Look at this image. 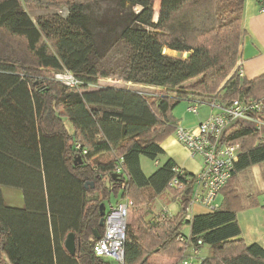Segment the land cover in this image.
<instances>
[{"label": "trees", "instance_id": "1", "mask_svg": "<svg viewBox=\"0 0 264 264\" xmlns=\"http://www.w3.org/2000/svg\"><path fill=\"white\" fill-rule=\"evenodd\" d=\"M231 2L211 15L202 0H160L154 20L155 0H0V264H120L93 249L103 234L99 206L111 192L131 201L130 226L137 204L165 218L156 196L167 192L181 203L173 224L149 238L125 227L122 264H155L157 255H177L180 264L198 240L210 248L199 264H264V248L245 243L234 211L219 207L187 220L194 175L171 158L157 161L164 137H175L178 104L264 102V73L240 74L244 0ZM59 5L66 15L34 21L27 10ZM62 71L78 84L58 82ZM100 78L133 86L95 88ZM255 116L264 123V108ZM228 131L225 140L241 151L219 194L236 174L264 163L258 129L238 123ZM141 157L156 163L149 176ZM2 187L20 190L23 206L6 205ZM184 223L189 237L180 232ZM71 233L74 255L64 247Z\"/></svg>", "mask_w": 264, "mask_h": 264}, {"label": "built area", "instance_id": "2", "mask_svg": "<svg viewBox=\"0 0 264 264\" xmlns=\"http://www.w3.org/2000/svg\"><path fill=\"white\" fill-rule=\"evenodd\" d=\"M242 75V71L240 70ZM55 79L66 87L73 88L78 84L76 78L67 71L55 74ZM212 112L194 128H184L177 125L176 140L188 151L190 157L199 156L202 160L201 169L194 175L193 190L188 202L186 213L189 214L195 206L213 210L214 201L229 182L234 163L241 151L239 143L225 140V133L236 124H247L261 131L264 123L255 115L264 108L263 99L233 100L227 104L218 101L210 103ZM188 111L197 114V105L190 104ZM226 136V135H225ZM79 148V145H76ZM177 181L172 182V186ZM130 200L110 205L108 207L102 236L94 245L96 256L111 259L122 264L125 218ZM180 241L190 245L189 241L179 237ZM201 240L193 243L191 253L184 254L180 264H199Z\"/></svg>", "mask_w": 264, "mask_h": 264}, {"label": "rangeland", "instance_id": "3", "mask_svg": "<svg viewBox=\"0 0 264 264\" xmlns=\"http://www.w3.org/2000/svg\"><path fill=\"white\" fill-rule=\"evenodd\" d=\"M232 0H202V6L206 9V11H209L211 15H215L218 10H220L224 4H231ZM159 3L160 0H155L154 3V12H155V17L154 20L157 18V13L159 11ZM109 5V3H104L102 4V10L106 9V7ZM65 6L59 5L55 10L50 8H33V9H27L30 17L35 21L38 17H46L49 16L53 13H57L59 15H66V10ZM164 54L171 55L172 57H185V54L180 55L179 53H175L169 50L164 49L163 50ZM98 85L95 87H102L105 85H116V86H121V85H126L122 81L117 82L114 79H102L100 78L98 80ZM128 85V84H127ZM128 86H133L129 84ZM139 89L144 90V91H150L151 88L148 87H143L140 86ZM255 97V96H253ZM189 105L187 103L182 102L178 104L175 107L176 114L178 116H181L183 113L186 112V109ZM203 108H208L207 107H202L198 106L197 109L199 114L201 115ZM199 115V116H200ZM197 117V116H196ZM242 126V124H241ZM244 126V125H243ZM238 127V126H236ZM232 131V130H231ZM230 133V131H228ZM261 132V137L264 140V128L260 131ZM142 161V169L144 170V173L146 176L151 175L157 168L155 161H151L145 157H141ZM158 163L162 164L163 158L159 157L158 158ZM194 161H199L197 156L194 157ZM258 165V164H257ZM260 166H264V163H261ZM257 169H260L258 167L252 168V170H247L244 172L242 176H239L238 180H236L238 184V189L236 193H234L233 197H230L231 195L228 193L227 199L225 200L226 205L223 204V195L219 194L218 197L216 198V201L214 202L217 204L218 208L220 207H225L228 208L236 213V216L240 219L243 227L248 230H263L264 231V172L262 174L255 175V179L252 178L250 175L251 173H254L257 171ZM262 169V168H261ZM1 194L3 201L6 205L9 206H17L21 207L23 206V199H22V194L21 191L18 189L14 188H8V187H2L1 188ZM94 195H98V193H95ZM121 198V193L118 192L117 194L110 193L109 199H107L104 204L105 206H109V203L113 204ZM170 199V197L167 198V201ZM110 201V202H109ZM174 202L173 200H169V204H172ZM181 204V203H180ZM223 204V205H222ZM177 209V212L180 211V208L177 203L174 204ZM164 207H167V204H161L160 206L157 207V212L161 213L164 210H162ZM135 208V221L133 224L130 226L128 222V217L126 218V228L131 231L132 229L133 233L141 239L149 238L147 237L148 235H153L152 232L153 230H156L159 228V226L165 227L169 224L172 223L173 218H175V215H169L165 218H160L159 216H148L147 213H142L143 212V207L138 206V204L134 207ZM134 208L132 210H134ZM209 211L208 209L201 208L200 211ZM173 211V210H172ZM190 214L187 216V220L189 219ZM173 224V223H172ZM132 227V228H131ZM144 235L145 233H147ZM184 236L189 237L190 236V226L187 224H183V229L180 231ZM209 250L210 248L203 245L200 248V257L202 259H205L209 257ZM188 253H191V249H188ZM153 260L156 262L155 264H176L177 263V255H175L174 258H170L169 261L161 260L159 256L157 255L156 257L153 258ZM116 263V262H115Z\"/></svg>", "mask_w": 264, "mask_h": 264}, {"label": "crops", "instance_id": "4", "mask_svg": "<svg viewBox=\"0 0 264 264\" xmlns=\"http://www.w3.org/2000/svg\"><path fill=\"white\" fill-rule=\"evenodd\" d=\"M263 2H264L263 0H261L260 2H257L256 0H244L243 3L242 26L245 31V34L242 38V42L239 49V65L241 67L243 77L247 79L256 78L264 73V3ZM128 85L126 84L121 86L130 87ZM203 106L207 107V105H203ZM174 109L175 108H173L172 110V116L175 118L176 123L185 128L196 127L200 122L205 120L212 112L211 108L208 106V108L201 109L202 110L201 115L198 112L199 109H197V114H194L192 112H189L187 107L186 112L183 113L181 116H178L176 112H174L175 111ZM161 145L165 152L164 156L162 157L163 161L168 158H171L175 162L176 167L180 169H184L185 172L191 175H195L201 169L202 166L201 158L197 156L199 161H194V157L196 156L190 157L188 151L175 139L174 134H167L162 140ZM140 163L142 167L141 159H140ZM255 166L260 169H257V171L250 174L252 178L255 179V175L260 176L259 174H262V172H264V166H260V164H258L251 166L248 169L236 174L228 184V189L220 193L223 195L224 198L222 202L223 204L226 205L225 202V200L227 199L226 194L229 193L231 195L230 197H232L234 196V193H236L238 189V184L236 180H238L239 176H242L244 172L247 170H252V168H254ZM230 188L233 191H235L233 194L231 193ZM168 197H170V199L174 201L172 202V204H169L170 199L167 201ZM121 199L122 197L119 199V201H121ZM154 199H155L154 200L155 210L161 204L163 205L166 203L167 207H164L162 210H164L163 212L167 213L166 214L167 216L176 215L179 212V211L177 212L178 207L176 208L174 204L177 203L180 208V203L178 202V200L174 199L172 195H170L169 193L164 192L156 196ZM115 203H113V205ZM215 205H216V209H218L217 204ZM201 208L202 207L200 206H195L189 213L190 214L189 219L196 214L207 213L211 211V210L200 211ZM237 220L241 228V238L245 241V243L246 244L258 243L264 248V231L259 229L256 230L252 229L250 231L246 229V227L245 228L243 227L238 217ZM180 229L182 230L183 226H181Z\"/></svg>", "mask_w": 264, "mask_h": 264}, {"label": "water", "instance_id": "5", "mask_svg": "<svg viewBox=\"0 0 264 264\" xmlns=\"http://www.w3.org/2000/svg\"><path fill=\"white\" fill-rule=\"evenodd\" d=\"M91 187H93L92 184H91ZM99 213H100L99 226L102 227L104 216H105V206L103 204H101L99 206ZM64 247L71 255H74V253H75V241H74V236L72 233L69 234L67 236V238L65 239Z\"/></svg>", "mask_w": 264, "mask_h": 264}, {"label": "bare ground", "instance_id": "6", "mask_svg": "<svg viewBox=\"0 0 264 264\" xmlns=\"http://www.w3.org/2000/svg\"><path fill=\"white\" fill-rule=\"evenodd\" d=\"M183 127V126H182ZM185 128V127H184ZM238 159V158H237ZM194 188V187H193ZM121 202H124V201H119V202H117V203H121ZM215 202V201H214ZM117 203H115V204H117ZM114 204V205H115ZM215 204V203H214ZM110 205H113V204H111V203H109V206ZM109 206H107L106 208H105V216H106V213H107V210H108V207ZM216 206V205H215ZM216 209V208H215ZM215 209H213V210H215ZM212 211V210H211ZM105 216H104V220H105ZM126 218H127V215H126ZM126 218H125V227H126ZM104 220H103V228H104ZM124 232H125V229H124ZM123 242H124V240H123Z\"/></svg>", "mask_w": 264, "mask_h": 264}]
</instances>
